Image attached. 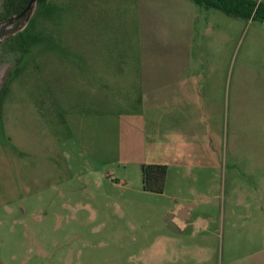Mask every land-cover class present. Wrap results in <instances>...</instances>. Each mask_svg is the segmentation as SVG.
<instances>
[{"label": "rangeland", "instance_id": "obj_1", "mask_svg": "<svg viewBox=\"0 0 264 264\" xmlns=\"http://www.w3.org/2000/svg\"><path fill=\"white\" fill-rule=\"evenodd\" d=\"M136 1H38L26 28L0 42V264H264V23L189 1L225 33L203 52L225 54L230 142L209 171L151 193L120 141L130 84L107 82L128 46L138 60ZM21 101L58 136L55 179L50 156L19 153L16 129L1 132ZM34 125L19 130L30 137Z\"/></svg>", "mask_w": 264, "mask_h": 264}, {"label": "crops", "instance_id": "obj_2", "mask_svg": "<svg viewBox=\"0 0 264 264\" xmlns=\"http://www.w3.org/2000/svg\"><path fill=\"white\" fill-rule=\"evenodd\" d=\"M189 1L137 0L138 60L130 61L128 46L126 56L120 54L116 59L113 67L117 69L107 81L130 84V112L121 120L124 160L130 162L131 158L142 166H167L165 189L170 180L182 174L209 171L225 157L230 142L229 124L224 118V98L231 89V78L224 74L225 54H213L209 59L203 52L206 37L221 44L225 33L219 29L216 34L213 27L217 23H210L209 18L201 22L204 12ZM130 68H136L137 73H130ZM117 72L125 73L118 76ZM12 114L9 112L3 119L1 132L7 133L9 128L13 136L16 129L13 137L17 152L22 147L23 152L36 150L47 159L50 156V161L46 160L47 179L57 178L59 173L50 162L63 153L48 120L44 122L36 109L24 101L15 107L14 126ZM30 122H35L37 130L28 137L19 128ZM179 209L181 219L190 218V206Z\"/></svg>", "mask_w": 264, "mask_h": 264}, {"label": "trees", "instance_id": "obj_3", "mask_svg": "<svg viewBox=\"0 0 264 264\" xmlns=\"http://www.w3.org/2000/svg\"><path fill=\"white\" fill-rule=\"evenodd\" d=\"M30 0H3L0 20L13 14H19ZM45 0H39L43 2ZM204 9L218 10L228 16L244 20L256 19L264 23V2L255 0H190ZM167 166L143 165L142 180L144 189L151 193L162 194L165 190Z\"/></svg>", "mask_w": 264, "mask_h": 264}, {"label": "water", "instance_id": "obj_4", "mask_svg": "<svg viewBox=\"0 0 264 264\" xmlns=\"http://www.w3.org/2000/svg\"><path fill=\"white\" fill-rule=\"evenodd\" d=\"M39 0H30L19 14L0 22V42L23 31L32 19Z\"/></svg>", "mask_w": 264, "mask_h": 264}, {"label": "flooded vegetation", "instance_id": "obj_5", "mask_svg": "<svg viewBox=\"0 0 264 264\" xmlns=\"http://www.w3.org/2000/svg\"><path fill=\"white\" fill-rule=\"evenodd\" d=\"M14 15H17V14H13V15H11V16H14ZM11 16L4 17L3 19L0 20V22L6 20L7 18H9V17H11Z\"/></svg>", "mask_w": 264, "mask_h": 264}]
</instances>
